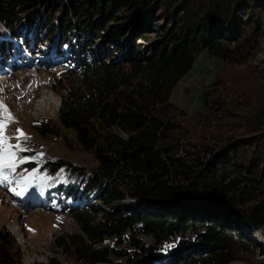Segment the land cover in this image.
I'll return each mask as SVG.
<instances>
[{
    "label": "trees",
    "instance_id": "16d2710c",
    "mask_svg": "<svg viewBox=\"0 0 264 264\" xmlns=\"http://www.w3.org/2000/svg\"><path fill=\"white\" fill-rule=\"evenodd\" d=\"M0 24V67L39 48L43 65L72 62L58 79L56 121L33 128L72 131L65 146L96 165L64 156L24 163L39 175L64 169L42 199L23 204L79 226L54 238L60 253L76 264H264V253L255 259L264 236V53L261 68L251 63L264 50V0H0ZM204 50L216 73L188 113L170 93ZM21 256L2 226L0 264Z\"/></svg>",
    "mask_w": 264,
    "mask_h": 264
},
{
    "label": "rangeland",
    "instance_id": "374dc122",
    "mask_svg": "<svg viewBox=\"0 0 264 264\" xmlns=\"http://www.w3.org/2000/svg\"><path fill=\"white\" fill-rule=\"evenodd\" d=\"M4 34L3 26L0 24V37ZM261 42L260 47L264 49V38ZM19 47L24 50L20 42ZM19 47H16L17 51ZM47 48L53 56L54 45L48 43ZM39 49V54H35V49L30 51L25 49L18 53L20 60L16 57L12 58V61L0 67V100L12 117L11 121H7L5 129V135L9 138L8 143L11 145L19 143L25 149L17 153V161L20 158H26L30 162L40 158L64 156L86 167L96 165L90 154H74L65 146L64 137L72 138V131L60 128L59 137L42 136L33 128L34 122L45 118L56 121L61 103L57 90L62 89V83L58 79L72 64V62L67 64L66 59L58 60L55 57L52 59L54 62L43 65L46 51ZM263 51L255 52L257 54L253 59L256 62L251 60L256 67H260L259 60L263 57ZM216 68L217 60L208 56L206 50L202 51L190 71L173 87L170 101L186 112H192L200 102L197 94L202 86L210 85L214 80ZM6 119V114L0 111V120ZM17 129H21L28 139L18 140ZM34 170L35 174H33ZM5 173L9 176L11 184H0V228L5 225L15 236L22 253V264L47 263L51 258H55L61 264H76L73 259L63 255L54 247V238L62 232L79 231V226L64 212H50L41 207L26 211L23 207L25 202L35 204V200L42 199L47 185L50 184L48 187H52L56 177L39 175L35 168L30 169L24 163H17L14 171L5 169ZM57 174L58 178L63 179L62 170ZM22 189L25 190L22 192ZM41 205L49 207L50 204L45 201ZM256 234L258 235L256 232L252 236L257 241L261 240ZM262 242H256L258 247L255 259L263 258L261 255L264 253V243Z\"/></svg>",
    "mask_w": 264,
    "mask_h": 264
},
{
    "label": "snow or ice",
    "instance_id": "6c2138e0",
    "mask_svg": "<svg viewBox=\"0 0 264 264\" xmlns=\"http://www.w3.org/2000/svg\"><path fill=\"white\" fill-rule=\"evenodd\" d=\"M0 111L6 114V120H0V184H11V180H9V176L5 173V169L14 171L17 167V163H26L28 162L26 158H20L17 161V153L19 151H23L21 144L11 145L8 143V137L5 135V129L7 127V121H11V114L8 113L6 106L3 104V101L0 100ZM17 139L18 140H27V135L21 130L17 129ZM35 174V170L33 172ZM25 189H22L23 192ZM15 191V189H12ZM21 194V193H18Z\"/></svg>",
    "mask_w": 264,
    "mask_h": 264
},
{
    "label": "water",
    "instance_id": "95a60500",
    "mask_svg": "<svg viewBox=\"0 0 264 264\" xmlns=\"http://www.w3.org/2000/svg\"><path fill=\"white\" fill-rule=\"evenodd\" d=\"M85 264H114L110 262H95V263H85Z\"/></svg>",
    "mask_w": 264,
    "mask_h": 264
}]
</instances>
